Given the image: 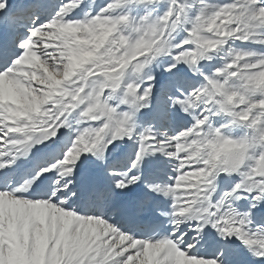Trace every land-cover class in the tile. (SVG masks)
I'll return each instance as SVG.
<instances>
[{
	"label": "snow or ice",
	"instance_id": "snow-or-ice-1",
	"mask_svg": "<svg viewBox=\"0 0 264 264\" xmlns=\"http://www.w3.org/2000/svg\"><path fill=\"white\" fill-rule=\"evenodd\" d=\"M0 264H264V0H0Z\"/></svg>",
	"mask_w": 264,
	"mask_h": 264
}]
</instances>
